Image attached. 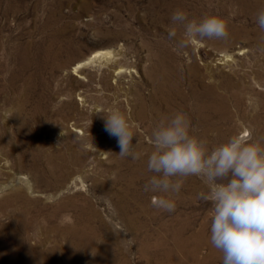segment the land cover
Masks as SVG:
<instances>
[{
  "label": "rangeland",
  "instance_id": "1",
  "mask_svg": "<svg viewBox=\"0 0 264 264\" xmlns=\"http://www.w3.org/2000/svg\"><path fill=\"white\" fill-rule=\"evenodd\" d=\"M176 9L223 17L228 39L178 48ZM261 9L264 0H0V264H222L202 179L184 181L174 212L151 205V131L157 106L185 112L210 148L235 134L264 143ZM102 49L110 55L76 69ZM101 107L130 117L140 159L119 157Z\"/></svg>",
  "mask_w": 264,
  "mask_h": 264
},
{
  "label": "clouds",
  "instance_id": "2",
  "mask_svg": "<svg viewBox=\"0 0 264 264\" xmlns=\"http://www.w3.org/2000/svg\"><path fill=\"white\" fill-rule=\"evenodd\" d=\"M170 19L184 28L178 48L229 37L226 20L214 13L190 19L185 10L176 9ZM255 23L264 32V9L256 13ZM168 35L175 38L176 32ZM94 110L102 115L105 131L117 139L119 157L140 159L142 154L134 150L130 117L119 108ZM191 128L183 111L162 117L154 125L153 150L147 158V169L154 175L144 184V191L152 194L151 205L174 212L173 195L188 177H199L208 186L198 198L212 204L210 242L222 254V264H264V143L251 133L246 137L235 134L210 148Z\"/></svg>",
  "mask_w": 264,
  "mask_h": 264
},
{
  "label": "bare ground",
  "instance_id": "3",
  "mask_svg": "<svg viewBox=\"0 0 264 264\" xmlns=\"http://www.w3.org/2000/svg\"><path fill=\"white\" fill-rule=\"evenodd\" d=\"M110 53H111V51L110 50H107V49H102V50H98V51H95L90 57H88L89 59H87V60H85V61H83V62H78L77 63V65H76V69H78V68H80L82 65H84L85 63H87V62H94V61H96V60H100L101 58H103V57H106V56H109L110 55ZM158 78V77H157ZM164 80V79H163ZM158 88H162L163 86H164V83H163V81H160V83H157V85H156ZM226 86H227V88L228 89H230V87H232V84H229V82L227 81L226 82ZM178 91V90H177ZM178 95V94H177ZM167 96H169V95H167ZM164 97H165V95H164ZM163 97V98H164ZM165 99V98H164ZM169 100V99H168ZM157 101V100H156ZM164 102H165V100H163ZM156 106V105H155ZM167 107V106H166ZM156 110H157V113H156V121H159L162 117H164L165 115H164V113H162V112H160V111H158L159 110V108L156 106ZM170 114V113H169ZM155 123V122H154ZM153 124V123H152ZM69 226V225H68ZM54 228H57V227H54ZM59 229V228H58ZM67 229H69V228H67L66 227V229H65V231H64V233L67 231ZM53 230V229H52ZM55 230H57V229H55ZM54 232V231H53ZM62 234V233H61ZM194 248V247H193ZM191 250H193V249H190V251ZM196 252V251H195ZM17 253V252H16ZM3 256V255H2ZM0 258H2V257H0ZM2 260V259H1ZM5 260V259H4ZM7 260V259H6ZM4 263V262H3ZM6 264V263H5ZM12 264V263H11ZM23 264H27V262H24ZM31 264V263H30ZM33 264H38V262L35 260V259H33Z\"/></svg>",
  "mask_w": 264,
  "mask_h": 264
}]
</instances>
